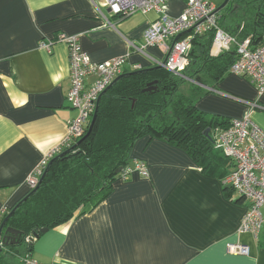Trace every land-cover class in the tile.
Returning <instances> with one entry per match:
<instances>
[{"label": "crops", "instance_id": "obj_1", "mask_svg": "<svg viewBox=\"0 0 264 264\" xmlns=\"http://www.w3.org/2000/svg\"><path fill=\"white\" fill-rule=\"evenodd\" d=\"M101 2L0 0V208H12L28 193V175L77 115L66 99V44L55 41L47 50L39 46L42 40L58 32L78 34L94 62L128 56L122 71L151 67L166 55L158 45L140 52L127 41L142 44L157 12L117 17L104 9L106 22L96 13ZM183 7V0H169L164 12L176 16ZM223 92L257 102L250 119L264 130V92L246 77L228 74L197 107L229 120L247 113L245 103ZM137 161L146 162L148 176H117L102 201L34 239L32 256L58 264H264V221L258 240L236 234L245 203L185 149L142 136L130 165ZM231 167L228 161L226 174ZM235 240L249 244L248 255L226 252L225 242Z\"/></svg>", "mask_w": 264, "mask_h": 264}, {"label": "trees", "instance_id": "obj_2", "mask_svg": "<svg viewBox=\"0 0 264 264\" xmlns=\"http://www.w3.org/2000/svg\"><path fill=\"white\" fill-rule=\"evenodd\" d=\"M216 14L218 24L237 40L249 37L252 46L263 42L264 0H228ZM213 35L208 30L193 36L183 76L156 67L122 76L103 93L90 133L80 141L87 125L7 218L5 226L20 234L12 244L1 243L0 264H23L32 256L42 228L66 222L102 201L112 181L130 164L133 145L142 136L182 147L203 172L223 180L230 160L215 146L213 133L229 119L200 110L197 102L230 74L237 54L235 47L213 53Z\"/></svg>", "mask_w": 264, "mask_h": 264}, {"label": "built area", "instance_id": "obj_3", "mask_svg": "<svg viewBox=\"0 0 264 264\" xmlns=\"http://www.w3.org/2000/svg\"><path fill=\"white\" fill-rule=\"evenodd\" d=\"M169 0H102L96 6V13L106 22L104 9L117 17H124L136 12L146 13L151 10L158 13L144 30L142 44L127 39L129 47L142 52L147 45H158L166 53L163 67L174 74L183 76L188 64V55L192 48V38L213 30L212 52L218 53L235 47L237 58L231 64L229 72L246 77L261 94L264 92V40L256 46L251 45L249 37L237 40L234 35L225 31L217 22L216 7L213 0H183L182 11L171 16L164 12ZM172 44L173 38L184 31ZM55 41L64 42L68 51L70 87L66 99L77 115L67 123L64 138L51 147L41 158L38 165L28 175L26 182L34 188L49 160L68 147L75 138L83 134L94 112L99 95L107 85L122 72L128 56L118 55L106 61L94 62L82 50L79 35L58 32L54 37L42 40L41 48L47 50ZM160 63V62H158ZM157 63V64H158ZM134 69H139L135 65ZM248 111L241 117H233L226 127L218 128L213 133L216 147L230 160L231 169L223 178L233 193L245 203L244 212L236 229V234L250 233L258 240L264 216V130L250 119L254 108L260 107L257 102L244 100ZM132 171L140 176H148L145 161L127 165L120 173L126 178ZM8 208H0V223ZM2 241L0 240V245ZM225 250L233 255H248L250 246L242 241H226ZM23 264H58L42 263L33 256L24 259Z\"/></svg>", "mask_w": 264, "mask_h": 264}, {"label": "water", "instance_id": "obj_4", "mask_svg": "<svg viewBox=\"0 0 264 264\" xmlns=\"http://www.w3.org/2000/svg\"><path fill=\"white\" fill-rule=\"evenodd\" d=\"M227 2H228V0H223V1H222V2L216 7V11L220 10L223 6H225V5L227 4ZM188 31H189V30L177 34V35L173 38V40H172V44H173V43L179 38V36H180L181 34L186 33V32H188ZM166 58H167V55H165V57L160 61V63L156 64L155 66L145 67V68H142V69H136V70H132V71H124V72L119 73L117 76H115L114 79L110 82V84L107 85V87L104 89V91L99 95V97H98V99H97V102H96V105H95L94 112H93V114H92V116H91V119H90V121H89V124H88V127H87V131H86V133L84 134V136L80 139V141L83 140V139H84V138L90 133V131H91L92 125H93L94 120H95V118H96L97 109H98V105H99V101H100L101 96L103 95V93H104V92H105V91H106V90H107V89H108V88H109V87H110V86H111V85H112L117 79H119V78L122 77V76H127V75H129V74H135V73L142 72V71H146V70H149V69H152V68H156V67H163L164 64H165V62H166ZM221 94H224V95H226L227 97L229 96V97L236 98L237 100H239V101H241V102H243L242 99H244V98H242V97L235 96V95H233V94L230 93V92H223V93H221ZM244 100H248V99H244ZM243 103H245V102H243ZM208 132H209V127L206 128V131H205L206 135H208ZM67 151H68V150L65 149V150H63L61 153H58L57 155H55L54 157H52V158L49 160V162L47 163L46 167L44 168V170H43L41 176L39 177V180H38L37 185H36L34 188H32L30 191H28V193H27L22 199H20V200H19V201H18V202L12 207V209L7 213V215L5 216V218L1 221V223H0V240H1L2 242L4 241L6 244H7V243H8V244H12V243L16 242V239H15V238L17 237V235L20 234V231H19L18 229H15V228H12V227H9V226L6 227V226H5V223H6L7 218L13 213V211L15 210V208L17 207V205L21 202V200H24L27 196H29L31 193H33V192L36 190V188H37V187L39 186V184L41 183L43 177L45 176V174H46V172H47V170H48V168H49V166H50L52 160H53L54 158H56V157H58V156L64 154V153L67 152ZM118 171H119V170H117L116 172H118ZM47 229H48L47 227H44V228L41 229V231H42V232H45ZM34 238H35V235L31 237V240H33Z\"/></svg>", "mask_w": 264, "mask_h": 264}, {"label": "rangeland", "instance_id": "obj_5", "mask_svg": "<svg viewBox=\"0 0 264 264\" xmlns=\"http://www.w3.org/2000/svg\"><path fill=\"white\" fill-rule=\"evenodd\" d=\"M216 5L222 2V0H213Z\"/></svg>", "mask_w": 264, "mask_h": 264}]
</instances>
